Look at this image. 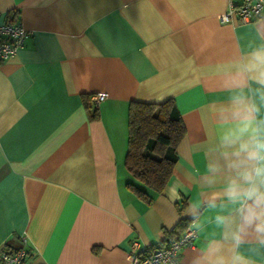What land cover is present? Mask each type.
I'll list each match as a JSON object with an SVG mask.
<instances>
[{"label":"crops","instance_id":"crops-1","mask_svg":"<svg viewBox=\"0 0 264 264\" xmlns=\"http://www.w3.org/2000/svg\"><path fill=\"white\" fill-rule=\"evenodd\" d=\"M229 1L0 0L29 31L0 63V250L24 246L28 264H130L132 239L165 245L194 220L180 260L198 264L223 195L208 180L217 110L238 62L264 47V9L221 21ZM169 98L185 133L163 189L142 188L147 203L127 185L128 106ZM241 252L264 264V247Z\"/></svg>","mask_w":264,"mask_h":264},{"label":"clouds","instance_id":"clouds-1","mask_svg":"<svg viewBox=\"0 0 264 264\" xmlns=\"http://www.w3.org/2000/svg\"><path fill=\"white\" fill-rule=\"evenodd\" d=\"M237 83L217 110L218 130L209 183L222 180L216 232L207 239L198 264H255L241 252L245 243L264 247V47L236 65ZM252 85H256L255 88ZM213 203L217 200L212 197Z\"/></svg>","mask_w":264,"mask_h":264},{"label":"trees","instance_id":"trees-1","mask_svg":"<svg viewBox=\"0 0 264 264\" xmlns=\"http://www.w3.org/2000/svg\"><path fill=\"white\" fill-rule=\"evenodd\" d=\"M127 126L125 164L136 182L127 185L149 203L152 198L142 188L159 192L167 183L177 160L176 145L185 133L184 123L174 100L169 98L162 102L131 101Z\"/></svg>","mask_w":264,"mask_h":264},{"label":"built area","instance_id":"built-area-1","mask_svg":"<svg viewBox=\"0 0 264 264\" xmlns=\"http://www.w3.org/2000/svg\"><path fill=\"white\" fill-rule=\"evenodd\" d=\"M264 9V0H241L228 2L227 10L220 14L221 21L236 18L238 22L245 23L258 17ZM28 30L15 18L0 13V63L13 56L24 44ZM104 98L103 93L91 97L97 106ZM196 234L194 220H189L182 232L173 237L167 244L153 246L132 239L127 251L130 264H184L180 260V252L191 245ZM23 243L24 236H20ZM27 251L24 246L14 247L5 245L0 250V264H28Z\"/></svg>","mask_w":264,"mask_h":264}]
</instances>
